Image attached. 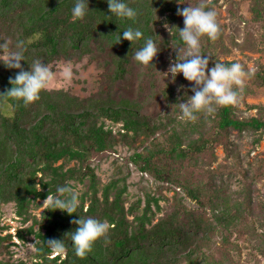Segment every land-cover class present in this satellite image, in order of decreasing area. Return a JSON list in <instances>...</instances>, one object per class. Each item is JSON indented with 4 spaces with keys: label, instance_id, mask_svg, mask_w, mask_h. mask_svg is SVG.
I'll return each mask as SVG.
<instances>
[{
    "label": "trees",
    "instance_id": "16d2710c",
    "mask_svg": "<svg viewBox=\"0 0 264 264\" xmlns=\"http://www.w3.org/2000/svg\"><path fill=\"white\" fill-rule=\"evenodd\" d=\"M219 1L212 0L211 7L220 36L200 40L209 68L236 63L222 59L230 46L244 52L264 40V0H248L250 16L238 0ZM123 2L138 12L135 21L110 13L107 0H87L89 10L75 22L76 0H0V45L17 51V42H25L20 62L25 71L37 59L51 66L86 58L100 68L96 89L87 95L52 88L28 106L0 95V211L12 203L21 223L30 221L5 234L8 226L0 223V251L11 255L13 236L25 241L33 234V264H264V155L251 154L264 138V103H248L256 109L248 116L239 114V106L218 107L212 115L197 114L194 123L182 121L179 105L194 94L193 83L182 73L173 80L167 65L179 62L177 48L187 47L179 36L184 23L177 9L201 0ZM222 4L243 23L241 40L235 31H225L228 24L217 8ZM129 27L143 38L123 39ZM149 37L160 51L155 66L144 67L134 54ZM6 56L0 48V94L19 72L4 65ZM255 68L249 80L264 86V62ZM249 88L246 84L240 100ZM245 134L251 135V148L244 152L238 139ZM119 146L128 152L121 156ZM110 155L121 160L104 180L97 162ZM133 168L158 181L147 188L140 179L141 193L134 198ZM61 186L81 192L76 213L43 204L48 195L59 196ZM80 217L114 225L84 259L71 242L78 227L72 221ZM52 239L63 240L66 259L52 258L47 244Z\"/></svg>",
    "mask_w": 264,
    "mask_h": 264
},
{
    "label": "clouds",
    "instance_id": "9594fccd",
    "mask_svg": "<svg viewBox=\"0 0 264 264\" xmlns=\"http://www.w3.org/2000/svg\"><path fill=\"white\" fill-rule=\"evenodd\" d=\"M108 10L119 19L135 21L138 12L129 7L123 0H107ZM212 0H201L193 7L188 6L182 11L177 9V14L183 17L184 27L179 29V36L186 49L177 48L179 62L169 66L173 80L178 73L193 83L191 91L194 93L186 103H180V119L186 122H196L198 115H212L218 107L238 106L240 97L246 87V80L255 76L258 70L255 67L245 70L244 65L239 62L226 65L216 62L209 68L208 56L202 54L201 37L207 36L209 40L216 41L220 36V25L217 23V14L211 7ZM89 10L87 0H76L72 9L73 21L83 19ZM143 33L139 29L131 27L123 31V39L129 42L139 41ZM121 36L117 38L119 43ZM24 41L17 42V51L8 49V44L0 45L7 50V56L2 61L7 68L19 69L15 78L9 79L12 87L3 95L15 101H22L28 106L40 100V93L52 90L57 80V75L62 81L60 87L67 89L71 85L74 72L71 64L62 67L59 73L53 72L47 64L37 59L33 62L30 71H25L21 65L24 60ZM160 47L152 38H146L144 46L136 51L134 59L144 67L155 66L153 60L157 57ZM183 52V55H179ZM207 70V71H206ZM59 196L48 195L44 200L47 210H61L69 215L76 213L80 206L79 196L81 192L71 186H61L57 189ZM78 225L71 235V242L75 255L80 259L87 257L92 252L95 242L101 238L107 240L111 227L107 221L101 222L95 218H79L72 221ZM47 244L53 253V257L67 258V248L63 240H48ZM39 251V250H36Z\"/></svg>",
    "mask_w": 264,
    "mask_h": 264
},
{
    "label": "rangeland",
    "instance_id": "374dc122",
    "mask_svg": "<svg viewBox=\"0 0 264 264\" xmlns=\"http://www.w3.org/2000/svg\"><path fill=\"white\" fill-rule=\"evenodd\" d=\"M222 1L223 0H220L219 2L221 3ZM238 2L242 13H244L246 16H250V13L246 8L248 0H238ZM217 8L221 13L220 21L228 24L227 26H225V31H235L237 34V39L241 40L243 37V23H240L237 18L230 16V14L225 9V4H222L221 6L217 5ZM224 58L236 59V62H239L248 68L256 67V64L258 62H264V40L262 41L259 39L256 48L247 49L244 52L240 51L236 47L230 46V51L227 53V55H222V59ZM67 64L72 65L74 72L72 83L67 87V90H71L72 92H75L79 95H87L88 93L96 89L100 68L94 62H87L86 58H83L82 60L77 62L60 59L54 61V63L49 66V68L53 72L58 74L62 67ZM170 65L171 62H168L167 69H169ZM61 84L62 81L59 79V75H57V80L53 88H62L60 87ZM246 84H248L250 88L247 91L248 93L243 96L244 99H241L238 104V112L243 116L252 115L256 111L255 108H249L248 103H264V86H256L252 84L249 79L246 80ZM249 138H251V135L245 134L238 139L239 142H241V146L244 152L251 148V144L248 142ZM127 152L128 149L126 147H118V153L121 156H123ZM217 152L219 154V159H221L223 156L222 149L219 147L217 149ZM255 153L264 155V138L257 146L251 148V154ZM120 160L121 158L110 155L109 157L98 161L97 172L104 180L107 179L115 169L116 162L119 163ZM94 164L96 165V161H94ZM140 179L141 184L147 188L154 187L158 183V181H155L148 174H145L144 177H141L140 172L133 168L129 177V190L131 192L132 198H134L139 192L141 193L138 186V181ZM168 195H171V192H168ZM190 204L192 205V203ZM40 210L41 209L35 212L39 213ZM0 223L8 226V228L3 230L2 232V234H5L8 231L14 233L18 226L29 224L30 221L24 224L21 223L20 218H18L14 212L13 204L7 203L2 206V209L0 211ZM12 241L15 242V244L10 246V249L13 253L9 255L0 251V264H5V261L7 259L14 262L18 260H24L23 264H33L31 259L32 257L29 254L34 249V235H27V239L25 241H22L16 236H13Z\"/></svg>",
    "mask_w": 264,
    "mask_h": 264
}]
</instances>
